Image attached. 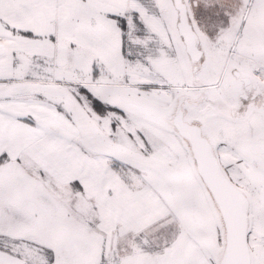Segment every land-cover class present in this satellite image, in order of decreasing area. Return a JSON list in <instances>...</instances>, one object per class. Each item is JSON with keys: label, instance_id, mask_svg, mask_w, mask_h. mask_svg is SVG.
Returning <instances> with one entry per match:
<instances>
[{"label": "snow or ice", "instance_id": "6c2138e0", "mask_svg": "<svg viewBox=\"0 0 264 264\" xmlns=\"http://www.w3.org/2000/svg\"><path fill=\"white\" fill-rule=\"evenodd\" d=\"M0 264H264V0H0Z\"/></svg>", "mask_w": 264, "mask_h": 264}]
</instances>
